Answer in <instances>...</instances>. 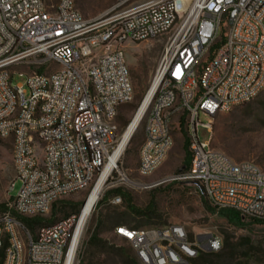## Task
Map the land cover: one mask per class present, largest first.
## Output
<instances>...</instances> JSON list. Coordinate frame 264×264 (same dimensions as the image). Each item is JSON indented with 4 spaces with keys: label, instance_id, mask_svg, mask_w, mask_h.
<instances>
[{
    "label": "built area",
    "instance_id": "1",
    "mask_svg": "<svg viewBox=\"0 0 264 264\" xmlns=\"http://www.w3.org/2000/svg\"><path fill=\"white\" fill-rule=\"evenodd\" d=\"M164 40L133 115L145 105L136 130L144 127L138 174L149 176L164 164L175 125L184 121L191 165L160 182L199 184L216 211L264 221V170L211 147L217 115L264 90V0H119L93 19L76 0H0V137L14 143L10 191L21 183L0 214L3 264H81L97 204L86 222L81 207L34 236L21 218L45 217L54 203L90 192L103 176L100 195L118 181L133 184L119 152L133 118L124 131L117 123L135 92L125 45ZM15 66L28 69V90L13 85ZM200 127L208 142L200 140ZM122 201L116 196L112 203ZM114 234L132 244L135 264H197L202 252L222 248L215 235L203 246L190 240L182 225H120Z\"/></svg>",
    "mask_w": 264,
    "mask_h": 264
},
{
    "label": "rangeland",
    "instance_id": "2",
    "mask_svg": "<svg viewBox=\"0 0 264 264\" xmlns=\"http://www.w3.org/2000/svg\"><path fill=\"white\" fill-rule=\"evenodd\" d=\"M118 2L119 0H76V5L85 18L93 19ZM164 43L165 40L151 45H125L135 92L133 101L123 106L119 112L117 123L123 131L150 88ZM26 71L28 69L23 66L13 68L14 86L24 85L28 90ZM201 120L205 122L208 118L202 117ZM212 130L213 149L226 154L235 162L253 161L264 170V90L251 102L217 115ZM173 137L174 145L164 164L153 174L141 176L137 167L139 149L144 140V127L138 129L123 157L127 176L136 185L118 181L115 187L100 195L96 210L88 221L82 264H132L130 257L135 256V251L129 241L114 234L118 225L129 228L182 225L189 239L198 241L201 246L206 243L209 235L220 237L222 244L228 239L230 251L227 258H212L215 264H264V222L244 218L242 223L233 224L207 203L199 184L160 182L165 176L184 169V145L189 142L184 126L175 125ZM199 137L202 142L210 140L209 132L202 127L199 128ZM13 148L12 137H0V205L11 202L21 186L20 181H16L15 188L10 191L15 176ZM116 189H121L130 197L135 210H131L124 199L121 204L112 203L120 195L107 193ZM88 194L89 191H81L63 198V201L69 203L67 206L56 202L43 217L45 224L78 213ZM37 230L31 234L34 236ZM95 232H98L99 240L96 244H91L89 240ZM205 254L210 252H202L201 255Z\"/></svg>",
    "mask_w": 264,
    "mask_h": 264
},
{
    "label": "trees",
    "instance_id": "3",
    "mask_svg": "<svg viewBox=\"0 0 264 264\" xmlns=\"http://www.w3.org/2000/svg\"><path fill=\"white\" fill-rule=\"evenodd\" d=\"M183 125H184V121L181 122L182 127H183ZM189 147H190V143L187 141L184 145V150H185V154H186L185 158H184V162H183L184 169H188L191 165L192 154L189 151ZM202 193L204 195L203 189H202ZM111 194L120 195L122 197V199H124L127 206L131 210H135L134 207L132 206V200L121 189H116V190H113V191H110L107 193V195H111ZM204 197H205V195H204ZM57 202L63 204V206H67V204H69L63 200H59ZM56 205H55V207H56ZM5 209H6V205H0V211H4ZM139 212H142V211H139ZM218 213L221 216L225 217L229 222H231L233 224H240V223H242V221L244 219V217L242 215H240L238 212L233 211V210H222V211H219ZM21 220L26 224V226L29 228V230L31 232H34L36 229H38L44 225H47V224H45L43 217L21 218ZM255 221L256 222H264V221H258V220H255ZM118 226H120V225H118ZM98 240H99L98 239V232H95L92 235V237L90 238L89 242L91 244H96ZM5 248L6 247H4V249L0 251V264H3V262H4ZM226 251H227V253H226ZM229 251H230V248L228 246V239H225L224 243L222 244L221 253L217 252V254L210 253V254L201 255L198 259H196V263L197 264H215L214 260L212 258L226 257V256H228ZM130 260H131L132 264L136 263L134 257H130ZM81 264H82V262H81Z\"/></svg>",
    "mask_w": 264,
    "mask_h": 264
},
{
    "label": "bare ground",
    "instance_id": "4",
    "mask_svg": "<svg viewBox=\"0 0 264 264\" xmlns=\"http://www.w3.org/2000/svg\"><path fill=\"white\" fill-rule=\"evenodd\" d=\"M153 90H151L150 93H152ZM145 107V105H144ZM144 107H142V109L140 110V112L134 116L133 120H132V124L129 126V128H127L124 133H123V138H122V142L119 148V152L120 153H125L128 146L131 143V140L133 138V136L136 133L137 128L140 125L142 116H143V109ZM104 182H105V177L103 176L95 185V187L89 192L88 196L85 199L84 204L82 205L83 211L81 214V221L84 223L86 222V220L89 218V216L91 215V212L94 208V206L97 204L99 198H100V194L104 188ZM133 184L136 185V183L133 181Z\"/></svg>",
    "mask_w": 264,
    "mask_h": 264
}]
</instances>
